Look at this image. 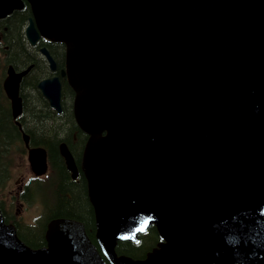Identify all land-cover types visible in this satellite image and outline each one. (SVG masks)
Segmentation results:
<instances>
[{
    "label": "water",
    "instance_id": "water-1",
    "mask_svg": "<svg viewBox=\"0 0 264 264\" xmlns=\"http://www.w3.org/2000/svg\"><path fill=\"white\" fill-rule=\"evenodd\" d=\"M24 1L28 43L65 46L60 76L88 135L81 168L106 261L264 264V0ZM23 3L0 0V19ZM30 68L6 69L13 119ZM36 87L60 114L58 76ZM60 153L75 171L64 143ZM27 160L46 172L44 149ZM150 225L162 241L146 259L116 254ZM45 236L31 249L0 214V264H106L75 220L51 221Z\"/></svg>",
    "mask_w": 264,
    "mask_h": 264
},
{
    "label": "trees",
    "instance_id": "trees-1",
    "mask_svg": "<svg viewBox=\"0 0 264 264\" xmlns=\"http://www.w3.org/2000/svg\"><path fill=\"white\" fill-rule=\"evenodd\" d=\"M28 17L30 10L26 5L21 11L13 12L0 20V212L2 215H5V211L8 212L9 217L3 216L5 222L12 223L18 238L33 249L45 245L47 225L57 218L80 221L88 238L97 248L94 214L87 198L85 183L79 178L74 180L70 177L58 148L59 144L64 142L78 159L86 137L77 129L72 118L70 107L72 93L64 81L60 114L48 107L36 88L37 82L48 74V68L38 52L40 46H29L24 37L23 29ZM44 46L55 59L57 66L61 67L64 58L63 47L50 43H44ZM9 64L16 69L32 65L20 87L23 111L19 122L29 134L30 145L42 146L46 149L54 172L48 183L39 185L38 193L33 188L34 180H29L21 193V197L27 203L33 199L32 194H39L42 198L43 210L32 224L22 222L20 218L14 216L13 204L16 201L14 197L11 201L3 198L15 156L23 151L21 130L12 119L9 102L2 90V79ZM71 135H76L77 139H70ZM45 191H48L47 198ZM137 238V242H118L115 247L116 253L134 259H143L160 241L153 226L139 234Z\"/></svg>",
    "mask_w": 264,
    "mask_h": 264
},
{
    "label": "rangeland",
    "instance_id": "rangeland-1",
    "mask_svg": "<svg viewBox=\"0 0 264 264\" xmlns=\"http://www.w3.org/2000/svg\"><path fill=\"white\" fill-rule=\"evenodd\" d=\"M30 175L26 156L22 152H19L15 156V162L10 172V178L4 191V196L6 198H3L11 201L12 196H15L14 192L18 191L17 186L19 183L21 184L22 182L27 181V179L30 178ZM45 196L46 198L48 197V191H45ZM20 203L18 201L14 202L13 210H17V215L21 218L20 220L22 222L32 223L34 218H36L40 212V205L37 202H34L31 205L25 204L24 202H22L23 205H21Z\"/></svg>",
    "mask_w": 264,
    "mask_h": 264
},
{
    "label": "flooded vegetation",
    "instance_id": "flooded-vegetation-1",
    "mask_svg": "<svg viewBox=\"0 0 264 264\" xmlns=\"http://www.w3.org/2000/svg\"><path fill=\"white\" fill-rule=\"evenodd\" d=\"M63 80H64V78H63ZM71 98H72V96H71ZM71 102H72V99H70V105H71ZM70 139H77V136L76 135H71L70 136ZM73 155V154H72ZM81 156H82V154L79 156V158L78 159H76V157L73 155V157H74V160H75V162H76V166H77V174H76V177H75V179L74 180H77L78 178L80 179V180H83L84 181V183H85V188H86V179H85V176H84V173H83V171H82V169H81V167H80V160H81ZM70 177H71V174H70ZM71 178H73V177H71ZM38 179V178H37ZM5 216V215H4ZM6 217V216H5Z\"/></svg>",
    "mask_w": 264,
    "mask_h": 264
},
{
    "label": "snow or ice",
    "instance_id": "snow-or-ice-1",
    "mask_svg": "<svg viewBox=\"0 0 264 264\" xmlns=\"http://www.w3.org/2000/svg\"><path fill=\"white\" fill-rule=\"evenodd\" d=\"M144 223L146 224V223H147V221H145ZM139 230H143V226H142V228H141V229H139Z\"/></svg>",
    "mask_w": 264,
    "mask_h": 264
},
{
    "label": "bare ground",
    "instance_id": "bare-ground-1",
    "mask_svg": "<svg viewBox=\"0 0 264 264\" xmlns=\"http://www.w3.org/2000/svg\"><path fill=\"white\" fill-rule=\"evenodd\" d=\"M92 240V239H91Z\"/></svg>",
    "mask_w": 264,
    "mask_h": 264
}]
</instances>
